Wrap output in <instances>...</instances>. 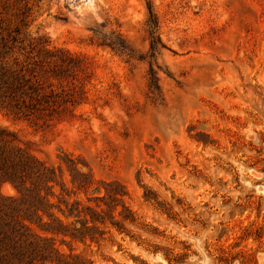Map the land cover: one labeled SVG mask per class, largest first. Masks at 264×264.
I'll list each match as a JSON object with an SVG mask.
<instances>
[{"label":"rangeland","instance_id":"obj_1","mask_svg":"<svg viewBox=\"0 0 264 264\" xmlns=\"http://www.w3.org/2000/svg\"><path fill=\"white\" fill-rule=\"evenodd\" d=\"M44 48L81 59L75 110L47 125L0 107V128L49 164L80 158L123 183L135 219L99 244L58 238L63 253L264 264V0H0V62Z\"/></svg>","mask_w":264,"mask_h":264},{"label":"trees","instance_id":"obj_2","mask_svg":"<svg viewBox=\"0 0 264 264\" xmlns=\"http://www.w3.org/2000/svg\"><path fill=\"white\" fill-rule=\"evenodd\" d=\"M156 25L151 19V28ZM158 41L153 35V48ZM100 44L134 55L119 36H102ZM31 54L12 63L0 62V107L50 125L75 110L76 81L83 64L63 49L44 48ZM150 79L151 92L159 95L153 67ZM63 163L65 168L47 163L0 128V188L9 182L17 191L12 196L0 189V264H94L81 254L63 253L58 238L99 244L108 224L122 231L124 223L134 222L123 183L97 180L87 163L82 164L86 170L79 166L80 158L66 156Z\"/></svg>","mask_w":264,"mask_h":264}]
</instances>
